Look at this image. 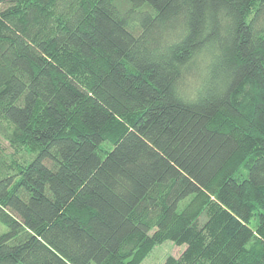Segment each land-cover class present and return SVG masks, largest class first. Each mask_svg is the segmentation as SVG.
I'll use <instances>...</instances> for the list:
<instances>
[{
	"label": "trees",
	"instance_id": "obj_1",
	"mask_svg": "<svg viewBox=\"0 0 264 264\" xmlns=\"http://www.w3.org/2000/svg\"><path fill=\"white\" fill-rule=\"evenodd\" d=\"M0 137V264H264V0H0Z\"/></svg>",
	"mask_w": 264,
	"mask_h": 264
},
{
	"label": "rangeland",
	"instance_id": "obj_2",
	"mask_svg": "<svg viewBox=\"0 0 264 264\" xmlns=\"http://www.w3.org/2000/svg\"><path fill=\"white\" fill-rule=\"evenodd\" d=\"M0 148L6 154H11L13 150L7 141L0 137ZM7 228L0 225V233L6 232ZM186 246H178L171 241H166L161 245H158L154 250L146 257L142 264H164L166 259L170 256L178 257L185 250Z\"/></svg>",
	"mask_w": 264,
	"mask_h": 264
}]
</instances>
